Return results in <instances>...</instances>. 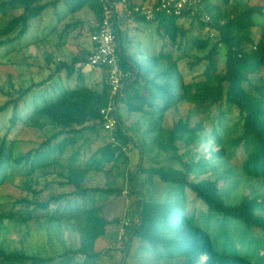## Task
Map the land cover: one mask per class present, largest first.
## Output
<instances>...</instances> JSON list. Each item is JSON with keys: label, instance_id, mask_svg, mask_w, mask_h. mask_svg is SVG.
I'll return each mask as SVG.
<instances>
[{"label": "trees", "instance_id": "1", "mask_svg": "<svg viewBox=\"0 0 264 264\" xmlns=\"http://www.w3.org/2000/svg\"><path fill=\"white\" fill-rule=\"evenodd\" d=\"M132 1L145 3L146 0ZM208 1L206 9L201 7L193 16L189 12L180 16L162 13L156 20L147 21L131 15L113 23L119 63L129 72V77L116 96L119 124L114 136L118 144L114 146L108 135L98 152L105 158L104 164L112 163V166L118 158L127 159L129 142L133 141L140 152L126 187L132 208L118 264H127L132 250L134 257L140 250H150L152 254L160 250L163 264H171L174 259L179 264H264V192L253 187L257 182L264 183V76L261 75L264 22L257 21L259 16H264V0L252 6L247 5V0H218L214 4ZM57 3L56 0H1L0 9L10 7L18 11L0 26V47L24 38L34 20L41 19ZM77 3L78 8L89 6L95 12L98 26L91 34L98 31L104 14L102 2L77 0ZM232 5L234 8L230 10ZM205 11L215 32L214 41L210 34L201 38L197 32L206 25L200 20ZM127 19L153 23L163 40L162 50L158 54L148 52L144 64L134 60L133 48L124 42L122 25ZM40 25L41 20L36 22V29ZM255 27L257 38L252 32ZM195 29L197 34H193ZM40 41L34 35L21 48ZM221 46L227 49L224 61L219 57ZM196 48L207 52L194 61H185ZM44 54L45 67L50 70L47 77L18 89L10 83V89L4 90L6 100L0 102V186L12 168L11 175L22 173L29 177L41 172L49 178L58 172V178L50 180L57 188L46 196L44 190H50L51 183L37 188L38 181L29 178L25 182V195L15 199L9 208L8 204L0 205V264H87L89 259L95 263L110 251L109 247L97 251L98 239L119 222L105 216L104 204L95 203L98 198L111 195L120 198L123 188L84 186L90 169L88 160L74 162L66 172L58 171L54 164L60 162L59 157L69 147L73 159L86 156L84 144L76 145L79 141L76 136L105 131L101 109L108 105L111 92L105 76L101 90L77 83L74 87H63L55 98H44L40 88L62 71L67 77L81 73L88 57L74 56L69 61L57 58L53 51ZM202 62L205 68L200 74L195 66ZM182 63L190 70L189 78L184 75ZM258 73L259 78H253ZM182 102L212 121V126L207 128L202 121L192 124L188 113L171 127L164 128L166 113ZM120 105L129 114L141 113L145 120H151V116L156 118L141 135L134 136L122 121ZM235 108L240 112V121L224 126L226 114ZM239 123L241 134L230 138ZM19 125L23 130L41 129L46 136L36 148L16 155L17 140L10 138V134ZM203 143H208V148L202 147ZM181 148L185 149L182 153ZM239 153L240 162L235 163ZM147 159L150 164L145 165ZM164 160L176 161L179 165ZM102 161L99 166H103ZM157 182L164 187L162 199L155 193ZM246 187L249 192L244 190ZM186 189L206 205L205 211L186 210ZM65 201H68L67 208H81L84 213L83 220L74 223L79 233L75 247L63 237L62 225L58 224V231L55 230L56 240L50 234L55 226L51 218L63 216L60 211ZM17 205H20L18 209ZM32 219L37 224L36 232L44 231L49 238L38 248L23 243L18 247L6 239L14 227L24 229ZM41 219L52 222L41 224ZM256 229L262 232L252 234L251 230ZM33 231L27 228L23 233Z\"/></svg>", "mask_w": 264, "mask_h": 264}, {"label": "rangeland", "instance_id": "2", "mask_svg": "<svg viewBox=\"0 0 264 264\" xmlns=\"http://www.w3.org/2000/svg\"><path fill=\"white\" fill-rule=\"evenodd\" d=\"M1 1V0H0ZM50 1V0H45ZM59 4L56 7H49V9L44 13V16L40 18H37L34 20L32 27L27 33V35L20 39L16 40L14 42L7 43L3 46L0 47V102H3L6 100L7 96L4 94V90L10 89V83H12L16 89L20 88L21 86H29L33 82H39L43 79H45L49 73V69L45 67L47 66V63L44 59V53L45 52H50L53 51L56 55L57 58H62L65 60H71V55L74 54L75 52L77 53L79 48L87 47L89 45L90 39H91V32L90 30H84L83 31V36H80L78 39H71V36H68V40L65 38H61L62 34L60 35V28L59 32L54 33L57 29L58 24L65 26L67 22L70 21L71 15L61 18L63 15L66 13H70V8L69 6H65L62 3V0H58ZM156 1V0H154ZM211 4L216 3L218 0H210ZM238 2L242 0H237ZM263 0H247V5H255L257 3H260ZM209 1L205 0L202 3V8L206 9ZM73 5V4H72ZM236 7V6H235ZM62 11V9H64ZM234 6L232 5L229 9H233ZM17 9L12 10V8L7 7L4 9H0V26L5 24L15 13H17ZM54 12H59L55 14V16L51 17ZM206 14V11H205ZM41 20V25L40 27H37L36 29V22ZM184 20H182L183 22ZM257 21L259 22H264V16H259L257 18ZM150 25H154L153 23H144V26L142 28L148 29ZM61 27V28H62ZM210 26L205 25V27L202 29H198V33L200 34L201 38H207L210 37L208 28ZM214 31V29H212ZM143 32V31H141ZM196 29L194 30L193 34H197ZM253 35L256 36L258 34V30L253 28L252 30ZM38 37L41 39L40 42L30 44L26 46L25 48H21L23 46L24 42L30 39H33V37ZM82 37V39H81ZM90 38V39H88ZM215 35L213 37H210L212 41H214ZM211 41V42H212ZM32 42V41H31ZM61 42V43H60ZM57 43H59L57 45ZM137 45H139V41H135ZM142 43V41H141ZM154 42H152L150 45H153ZM142 45V44H141ZM149 45V46H150ZM155 45V44H154ZM16 50L14 51L13 49ZM142 48V47H141ZM136 49H139L138 46H136ZM167 48H164V50ZM11 50V53L9 52ZM226 47L221 46L219 50V57L222 61L225 60L226 58ZM9 52V53H8ZM207 50L202 51L196 48L193 50L188 57L189 61H194L204 54H206ZM183 68L184 75L186 78H189L190 70H188L186 65L181 64ZM51 66H54V63H52ZM205 65L204 63H200L195 66V70L198 71L201 74V72L204 70ZM87 71V70H86ZM87 74L91 75L95 79L101 81L102 80V74L103 72L98 69L94 68L93 70H88L86 72ZM261 75L264 76V70L261 72ZM260 73L256 74L253 78H259ZM59 80L56 78L54 79V84L56 82H59L58 89L62 86V82L65 83L66 78H67V73L65 71H62L59 74ZM57 89V90H58ZM50 88H49V83L46 84V86L42 87V89H39V93L43 94L44 97L50 98ZM42 98H40L38 101H41ZM124 106L120 105V111L121 114H123L124 111ZM217 109L214 110L213 116L215 117L217 114ZM190 113L191 114V123L195 124L197 122L202 121L203 124L207 127L210 128L212 126V121H210L208 118L203 117L201 113H198L196 110H193V108L190 106V104L186 102L180 103L177 107L170 109L164 118L163 125L165 127H171L174 121H177L180 117L186 116V114ZM211 115V116H212ZM156 116H151V120H154ZM150 120V121H151ZM240 121V112L238 109H232L230 112L226 114V118L223 120L224 126H233L234 124H237ZM22 128V125H19V127L10 134V138L16 139V145H15V154L18 155L24 154L26 151L32 148H36L44 139H45V131H42L41 129H24ZM242 132L241 130V123L238 124L236 131L233 132V136H238ZM91 140L87 138V136L81 140V144H84L83 150L85 151H91L95 147L92 145L94 142H90ZM198 146V145H197ZM202 147L208 148V143H203ZM185 149L181 148L180 153H182ZM72 148L69 147L67 150L64 152L63 156H71ZM138 152V149L136 148L133 151V155H135ZM153 154H155L153 152ZM241 153H239L238 156L234 159V162L237 163L238 161L240 162L241 159ZM52 156V155H51ZM147 158L149 157V154L147 153L145 155ZM154 156V155H153ZM120 161V162H119ZM117 163V165L112 166V163H106L105 172L103 174H100V178H97V176L94 178L92 176H88L87 180L85 181L84 185L92 187L96 183H99L100 185L102 184H107L108 186H114V187H119V188H124V191L126 190L125 185H127L128 177L130 175V172L126 176L125 172V164L126 161L123 159H120ZM65 164H67V161H63ZM166 163H171L174 166H178L179 163L176 161H165ZM150 164V160L147 159L145 161V165ZM241 164V163H238ZM22 167L21 165H18V168ZM10 171H14V169L10 168ZM58 171H62L60 168H58ZM9 171V170H8ZM9 171V176L7 177L6 181L0 186V205H5L8 204L6 207H10L12 203L15 201V199L20 198L21 196L25 195L27 190L25 189V182L29 180V178H33V180H37L36 187L37 188H42L44 187L45 184L49 183L50 180L53 178H58V172L55 174H52L49 178H46L45 176H42L41 172H38L35 174L33 177L25 176L22 173H16L11 175ZM65 172V170H63ZM107 171V172H106ZM91 179V180H90ZM57 180V179H56ZM93 181V182H92ZM50 190H44V195L50 194V192H53L55 188H57V184L50 182ZM242 187V186H241ZM239 188V190L241 189ZM254 188L259 189L261 193L264 192V183L262 182H257L253 186ZM155 193L158 195V199H162L164 197L163 191L164 187H162L159 182L155 183ZM246 192H249L250 189L248 187L244 188ZM123 191V197L126 198V203L120 204L118 201L113 199L115 202L107 206V214L106 216L110 218L111 220L118 219L117 224H113L110 226L108 229V233L101 239H98L95 249L97 251H103L109 247V252L107 253V256H101L98 257L95 263L93 262L94 260L89 259L87 264H118L120 256L122 255L121 248L124 246L123 241L125 240V236L123 235L120 238V232L122 231L121 229V222L125 219L124 214L125 210L127 212L131 211V203L132 201L129 198V203L127 202L128 199V194H125ZM187 193V201H186V210L187 211H195L198 213L199 211H205L206 210V205L199 199H197L189 190L186 189ZM156 195V196H157ZM114 198V197H113ZM109 200V198H108ZM106 200L102 201H97L96 205H100L101 203H104ZM115 204V205H114ZM20 205L16 206V209H18ZM75 212L73 217H69V215L73 212ZM60 213L63 215L61 216L60 219L57 218H51V220L55 223V226H52V233L50 232L51 236L53 239L56 240L57 235L55 234V230L58 231V224L62 225V234L63 237L67 240L66 242L70 246H77L79 243V233L78 229L75 230L74 223L81 222L83 220L84 213L81 208L76 209H71V208H64L63 210L60 211ZM69 214V215H68ZM68 215V216H67ZM131 216L129 215L126 218H130ZM51 220H40L41 224H45L46 222L49 224V222H52ZM71 225H70V224ZM120 223V226H119ZM36 222L34 219L30 220L25 226L24 229H20L19 226H16L12 229V231L6 236V239L8 241H13L15 243L14 245L21 247L22 245L27 246V244L34 246L38 248L39 244H43V241H47L48 235L44 231H39L36 232ZM45 226V225H43ZM27 228L30 230H35L29 234L24 235V231L27 230ZM24 230V231H23ZM262 232V230L256 229L255 231L251 230L252 234H258ZM263 236V234L259 235ZM124 238V239H123ZM22 241V242H21ZM59 241V240H57ZM66 243V245H67ZM61 244V242H60ZM135 244V243H134ZM137 245V244H136ZM57 246V245H56ZM62 248V247H61ZM117 251V252H116ZM134 252L130 253L128 259H127V264H163L164 262H161V254L162 251L156 250L152 254V252L146 251H138L136 253V257H134ZM147 256L150 257L151 259L148 261ZM146 257V258H145ZM82 260V258H80ZM117 261V262H116ZM171 264H179L178 259L172 260Z\"/></svg>", "mask_w": 264, "mask_h": 264}, {"label": "crops", "instance_id": "3", "mask_svg": "<svg viewBox=\"0 0 264 264\" xmlns=\"http://www.w3.org/2000/svg\"><path fill=\"white\" fill-rule=\"evenodd\" d=\"M50 1H53V0H50ZM56 1H58V0H56ZM145 2L151 3V2H154V0H146ZM62 3L65 6L66 5L69 6L70 13H66L61 18H65V17L71 15L70 21L67 22L66 25L63 27H62V25L58 24L57 29L55 32H53V34L57 33V31L59 32V28H60L59 33H60V35L62 34L61 38H64V36H66L65 38L68 40L69 39L68 36H71L72 37L71 39H78V38H80V36H83L84 30H90V32H91L92 29H94L96 26H98V20H97L96 14L89 6H84V7L78 8L77 0H62ZM58 4H59V1L56 5H51V6L56 7ZM64 10H65V8L62 9V11H64ZM57 13H59V12H54L51 17L55 16V14H57ZM75 25H76V27H75ZM142 26H144V23L138 22L134 19H127L125 21V23H123V25H122V30L124 33V42H126V46L128 48L131 47L130 48L131 50L133 48L132 52L134 54V60L144 64L145 59L149 56L148 52L150 54H155V53L158 54L162 50L163 40L159 37V35L155 31V27H156L155 25H150V27L148 29H144V28H142ZM141 31H143V32H141ZM78 34H80V36H78ZM83 38H84V36H83ZM81 39H82V37H81ZM88 39H90V38H88ZM136 40L139 41V45H137L135 43ZM141 41H142V43H141ZM152 42H154L153 45H150ZM58 44L59 43H57V45ZM136 46H138L139 49H136ZM93 48H94V43L90 39L89 45L86 48L85 47L79 48L80 51L72 54L71 59L74 56L87 57L89 54H91ZM140 51H142V52H140ZM93 69L94 68L83 67L81 70V73L75 74L73 77H67L65 83L64 82L60 83V84H62V86L59 89H58L59 82H56L54 84L55 81L52 78L49 81V88L51 91L50 92V98H55L56 96L60 95L63 87H68V86L74 87L77 83L88 84L93 89L101 90L102 85H103L102 82L104 81L105 75H106L105 70L100 69L103 72V74H102V80L99 81V80L95 79L94 77H92L91 75L86 73L88 70H93ZM58 76H59V74H57L54 78L59 80ZM123 108H124V111H123V114H121V116H122V121H123L124 125L128 129H130L129 131L131 132L132 135H134V136L135 135H141L142 132L149 127L151 121L148 119L145 120V117H143L141 113L129 114L127 112L126 108L125 107H123ZM119 111H120V108H119ZM120 113H121V111H120ZM163 127L167 128L164 125H163ZM139 130H141V131H139ZM86 136H87V138H89L91 140L90 142H94L92 144L95 147L94 149H92L91 151L84 152V155H86V156H79L77 158V160L73 159L71 156H68V157L60 156L59 157L60 162H56L54 164V166H56L57 169L60 168L62 171L65 170V172H66V171H68V167L70 165H72L74 162L76 164H80V163L84 162L85 160H88L87 161L88 164L90 163V166H89L90 169H89L88 176H92V174H94L93 175L94 178L96 176H97V178H100V176H101L100 174H103L105 172L104 167L106 165L104 164L105 158L102 156V154H100L98 152V149L104 145L106 138L108 137V134H107V132H105L103 130H99V132H97V133L86 132L85 134H79L76 136V137H78V140H79L76 143V145L79 146L81 144L80 143L81 140L84 139ZM134 144L135 143L133 141L129 142V145H128L129 153H128L127 159L122 157V158H118V160L116 161V163H118V161L120 159H123L126 161V164H125L126 176L128 175L129 172L134 171L136 169L137 163L139 162V159H140L139 149ZM136 148L138 149V152L135 155H133V151ZM64 160L67 161V164H65L63 162ZM100 161L103 162V166L98 165V164H100ZM95 162H97V163H95ZM127 183H128V181H127ZM97 184H99V183H96L95 185H97ZM95 185H93L92 187H94ZM103 185L105 186L107 184H103ZM84 186H87V185H84ZM125 187H127V185H125ZM123 191H124V188H123ZM123 196H121L120 198H117V197L113 198V196L111 195V196H108L107 198H104V199L98 198L97 201L106 200L104 203H101V204H104L106 206V207H104L106 209V211H104L105 216H106L107 210H108L107 206L112 205L115 202L114 201L115 199L120 204L126 203V198H124ZM108 198H109V200H108ZM130 200H131V198H130ZM130 200H129V196H128L127 202L129 203ZM97 201H96V203H97ZM75 203H76V201L74 200L73 205ZM67 204H68V201H65L64 204L62 205V208L64 209L65 207H67ZM129 215H130L129 212H127L125 210L124 217H128ZM108 219L111 220L110 218H108ZM119 226H120V223H119Z\"/></svg>", "mask_w": 264, "mask_h": 264}, {"label": "built area", "instance_id": "4", "mask_svg": "<svg viewBox=\"0 0 264 264\" xmlns=\"http://www.w3.org/2000/svg\"><path fill=\"white\" fill-rule=\"evenodd\" d=\"M100 1L103 4V20L98 31L91 34V41L94 43V48L91 54L88 55L83 66L105 70L106 82L110 88L111 98L108 105L101 109V113L104 116V130L109 135V141L115 146L118 144V141L114 133L119 124L116 96L129 77V72L122 68L119 63L116 33L113 23L118 18L131 15H138L147 21L156 20L162 13L180 16L183 12H189L193 16L199 13L202 0H156L151 3H137L132 0ZM200 20L207 26H210L209 15L204 14L200 16ZM208 31L211 37L215 35L211 27L208 28ZM122 149L123 151H127L126 147H122ZM124 193H128L127 188ZM129 223L130 219L126 217L121 222L122 231L120 232V238L125 235L126 226Z\"/></svg>", "mask_w": 264, "mask_h": 264}]
</instances>
